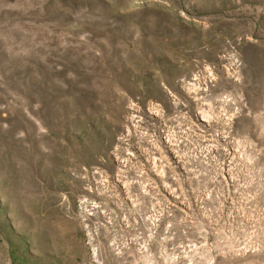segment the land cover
I'll return each mask as SVG.
<instances>
[{
    "label": "rangeland",
    "instance_id": "rangeland-1",
    "mask_svg": "<svg viewBox=\"0 0 264 264\" xmlns=\"http://www.w3.org/2000/svg\"><path fill=\"white\" fill-rule=\"evenodd\" d=\"M0 264H264V0H0Z\"/></svg>",
    "mask_w": 264,
    "mask_h": 264
}]
</instances>
